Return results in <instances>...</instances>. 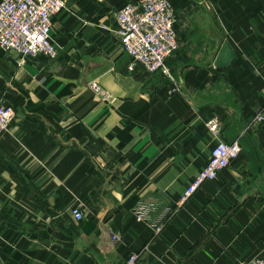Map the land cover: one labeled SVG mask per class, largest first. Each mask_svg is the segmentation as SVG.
<instances>
[{"label":"crops","instance_id":"0c3cea01","mask_svg":"<svg viewBox=\"0 0 264 264\" xmlns=\"http://www.w3.org/2000/svg\"><path fill=\"white\" fill-rule=\"evenodd\" d=\"M127 1L66 0L50 30L56 58L21 62L0 47V103L14 110L0 139V264L264 258V121L253 120L264 0H171L168 74L127 68L114 19ZM224 42L235 56L219 67ZM210 118L240 153L181 203L207 162Z\"/></svg>","mask_w":264,"mask_h":264},{"label":"built area","instance_id":"2783aa9c","mask_svg":"<svg viewBox=\"0 0 264 264\" xmlns=\"http://www.w3.org/2000/svg\"><path fill=\"white\" fill-rule=\"evenodd\" d=\"M66 0H0V47L16 53L21 62L26 57L43 55L56 58L58 49L51 39L53 17L65 6ZM174 10L171 0H130L120 6L114 15L117 34L124 52L129 58L127 68L136 67L153 73L168 74L165 60L177 48V36L173 29ZM88 87L105 98L106 93L92 80ZM264 100V93H263ZM14 116L10 105L0 103V139ZM257 121L264 120L263 109L255 113ZM206 125L212 131L214 140L204 167L183 191L179 202H185L205 181L217 177L240 153L237 141L226 142L219 138L218 121L210 118ZM73 216H83L79 205L71 206ZM146 207L137 209L142 217ZM158 229V227H156ZM125 264H138L137 252H132ZM244 264H264V258L256 257Z\"/></svg>","mask_w":264,"mask_h":264},{"label":"water","instance_id":"95a60500","mask_svg":"<svg viewBox=\"0 0 264 264\" xmlns=\"http://www.w3.org/2000/svg\"><path fill=\"white\" fill-rule=\"evenodd\" d=\"M234 56L235 55L233 50L228 46L226 42H224L220 47L214 64L219 67L225 66L234 59Z\"/></svg>","mask_w":264,"mask_h":264},{"label":"rangeland","instance_id":"374dc122","mask_svg":"<svg viewBox=\"0 0 264 264\" xmlns=\"http://www.w3.org/2000/svg\"><path fill=\"white\" fill-rule=\"evenodd\" d=\"M216 119V118H215ZM217 120V119H216ZM253 120L255 121V122H260V121H257V119H256V116L254 115L253 116ZM264 121V120H263ZM263 121H261V122H263Z\"/></svg>","mask_w":264,"mask_h":264}]
</instances>
